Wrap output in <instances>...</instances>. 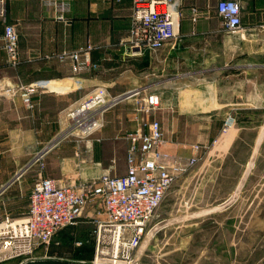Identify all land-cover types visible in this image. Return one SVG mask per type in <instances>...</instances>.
Returning <instances> with one entry per match:
<instances>
[{
	"label": "crops",
	"instance_id": "1",
	"mask_svg": "<svg viewBox=\"0 0 264 264\" xmlns=\"http://www.w3.org/2000/svg\"><path fill=\"white\" fill-rule=\"evenodd\" d=\"M51 1L7 0L6 18L0 17V219L28 213L40 167L23 169L48 145L43 174L60 183L116 174L112 165L117 163L124 173L125 135L140 123L137 98H125L105 112L102 130L88 141L61 138L70 127L67 112L98 87L113 96L137 88L160 96L155 118L164 132L161 151L171 158L169 167L195 157V145H210L196 164L175 171L178 179L164 199L170 202L164 216L183 214V227L192 230L229 208L264 213V0H238L239 32L225 29L217 13L220 0H178L179 34L156 52L130 47L132 0H71L67 22L54 19ZM5 24H13L19 34L17 67L7 65ZM88 44L93 50L85 72L50 57ZM18 83L48 86L32 96L29 108L21 95L9 98L1 92ZM231 110L238 125L221 136ZM240 146L248 151L243 161L237 153L232 156ZM251 225L249 220L246 229ZM192 239L189 233L185 240Z\"/></svg>",
	"mask_w": 264,
	"mask_h": 264
},
{
	"label": "built area",
	"instance_id": "2",
	"mask_svg": "<svg viewBox=\"0 0 264 264\" xmlns=\"http://www.w3.org/2000/svg\"><path fill=\"white\" fill-rule=\"evenodd\" d=\"M6 2L0 0V17L3 19L6 18ZM70 2L51 1L56 21L67 22ZM196 13L197 9L193 8V21L197 20ZM217 13L228 32L242 30L238 0H220ZM181 18L178 0H132L130 47L138 52L161 50L178 36ZM2 39L7 65L17 67L20 63L19 34L13 24H5ZM92 50L93 46L88 44L76 51H63L50 57L60 62L69 61L75 72L82 73L91 66ZM47 86L18 83L1 92L9 98L21 95L32 108V96ZM128 97L137 98L136 112L140 123L125 135L128 143L126 174L118 177L102 175L74 184L60 183L43 174L50 145L45 147L34 158L33 164L39 165L40 172L30 195L28 213L20 218L7 215L0 219V263L36 259L38 251L43 249L46 253L61 231L85 220L94 226L92 264H140L148 224L178 179L175 171L185 172L188 166L196 164L210 145H195V157L185 164L169 167L171 158L161 151L165 143L164 132L155 118L161 109V99L145 88L118 96L111 95L103 87L93 89L67 112L70 127L62 134V139L88 141L103 127V114ZM237 125L235 111L227 112L220 135H227ZM217 142L218 139L214 140L212 145Z\"/></svg>",
	"mask_w": 264,
	"mask_h": 264
},
{
	"label": "rangeland",
	"instance_id": "3",
	"mask_svg": "<svg viewBox=\"0 0 264 264\" xmlns=\"http://www.w3.org/2000/svg\"><path fill=\"white\" fill-rule=\"evenodd\" d=\"M247 152L246 147L240 146L232 156L237 153L235 157L243 161L247 159ZM112 168L116 174L102 175L118 177L126 174L127 166L124 173L119 163L113 164ZM80 181L77 178L65 183L74 184ZM169 204L170 202L164 200L148 224L140 264H264V213L248 215L236 213L235 209L229 208L222 213L209 215L196 229L188 230L180 220L183 219V214H162L164 206ZM186 205L191 206L190 203ZM249 220H252V228L246 229ZM214 221L220 224L214 225ZM222 222L224 226L221 227ZM93 230V224L85 220L79 221L59 233L46 253L43 249L38 251L36 259L58 258L77 262L87 260L86 262L91 263L92 247H79L92 240ZM189 233L193 239L186 242ZM217 238L220 241L215 244Z\"/></svg>",
	"mask_w": 264,
	"mask_h": 264
},
{
	"label": "trees",
	"instance_id": "4",
	"mask_svg": "<svg viewBox=\"0 0 264 264\" xmlns=\"http://www.w3.org/2000/svg\"><path fill=\"white\" fill-rule=\"evenodd\" d=\"M67 228H69V227H67ZM63 231H61V232H63ZM88 242L89 243H86L83 247H79V248L83 249V248H86L88 246L92 247V258H93V255H94V240H93V238L91 241H88ZM18 260H22V259H18ZM86 261L77 262V261H68V260L58 259V258H54V259L53 258L52 259L46 258V259H34V260H30V261H25L23 264H91V263H88Z\"/></svg>",
	"mask_w": 264,
	"mask_h": 264
},
{
	"label": "water",
	"instance_id": "5",
	"mask_svg": "<svg viewBox=\"0 0 264 264\" xmlns=\"http://www.w3.org/2000/svg\"><path fill=\"white\" fill-rule=\"evenodd\" d=\"M34 162V159L23 169V171H25L26 169H28ZM21 171V173L23 172Z\"/></svg>",
	"mask_w": 264,
	"mask_h": 264
}]
</instances>
